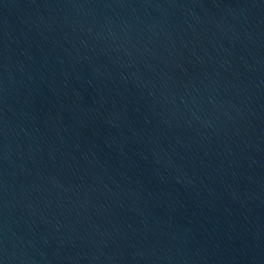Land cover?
I'll list each match as a JSON object with an SVG mask.
<instances>
[{
  "label": "water",
  "instance_id": "95a60500",
  "mask_svg": "<svg viewBox=\"0 0 264 264\" xmlns=\"http://www.w3.org/2000/svg\"><path fill=\"white\" fill-rule=\"evenodd\" d=\"M0 264H264V0H0Z\"/></svg>",
  "mask_w": 264,
  "mask_h": 264
}]
</instances>
